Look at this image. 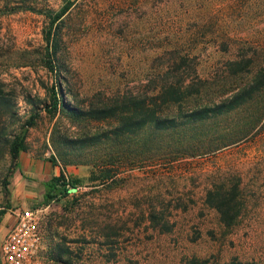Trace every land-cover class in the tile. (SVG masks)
<instances>
[{"label": "rangeland", "instance_id": "1", "mask_svg": "<svg viewBox=\"0 0 264 264\" xmlns=\"http://www.w3.org/2000/svg\"><path fill=\"white\" fill-rule=\"evenodd\" d=\"M35 1L54 12L72 5L61 24L55 73L44 66L48 20L31 11L0 16V81L22 116L30 109L26 95L49 103L47 92L57 84L65 104L82 108L152 97L164 85L201 86L182 102L186 110L224 100L264 76V0ZM229 62L249 65L234 75ZM255 98L203 125L144 129L82 148L63 140L102 135L114 121L78 123L41 112L18 166L0 161V212L11 219L13 212L41 210V264H62L50 259L57 245L70 251L72 264H264V89ZM178 112L173 104L160 109L161 116ZM37 162L81 184L43 205L51 170H38L42 182L22 170ZM104 171L111 178L100 181ZM237 178L244 208L225 228L205 195ZM4 235L0 228V247Z\"/></svg>", "mask_w": 264, "mask_h": 264}, {"label": "trees", "instance_id": "2", "mask_svg": "<svg viewBox=\"0 0 264 264\" xmlns=\"http://www.w3.org/2000/svg\"><path fill=\"white\" fill-rule=\"evenodd\" d=\"M10 1V2H9ZM2 3V4H1ZM0 16L10 15L19 11H31L42 14L48 20V30L44 34V40L47 44V58L44 66L51 72H56L58 63L57 53L60 48V30L61 24L71 8L72 2L66 3L58 12L44 9L37 1L26 0H0ZM16 4L15 6H10ZM57 62V63H56ZM249 64L241 65L240 62H229L230 74L242 72ZM57 83V82H56ZM60 84L48 90L50 102L26 95L24 101L30 106L25 116L20 115L17 97L5 89L0 81V161L8 158L12 165H17L20 154L28 151V133L36 126L41 112L49 116L61 113L71 118V120L81 122H105L114 121L115 126L102 135H84L76 141L63 142L72 147L82 148L95 146L102 142V139H120L134 137L144 129L158 133L175 131L180 127L201 124L226 116L227 114L241 108L245 104L256 99L255 97L264 89V76L259 73L254 79L246 85L239 88L230 97L206 105L194 104L186 110H182L181 104L190 95L200 94L201 86L193 88L192 86L183 87L181 84L164 85L159 92L152 97L144 96H124L122 98L112 99L106 103H90L84 108L75 105L65 104L61 96ZM176 105L178 115L176 117L161 116L160 109L165 105ZM111 178L109 171H104L100 175V181ZM81 184L78 179H71L60 173L52 177L43 184V205L59 198L66 197L71 190H75ZM240 179H230L220 185L214 186L208 190L205 195V204L213 209L219 215L221 224L225 228L233 227L239 219L244 203L240 194ZM4 212H0V225ZM158 223L155 222V227ZM164 227V226H163ZM162 231H169L165 226ZM50 259L57 263L72 264L68 259L70 251L57 245L50 249ZM207 261L191 259L187 264H207ZM225 264H243L233 259Z\"/></svg>", "mask_w": 264, "mask_h": 264}, {"label": "built area", "instance_id": "3", "mask_svg": "<svg viewBox=\"0 0 264 264\" xmlns=\"http://www.w3.org/2000/svg\"><path fill=\"white\" fill-rule=\"evenodd\" d=\"M41 223L40 209L29 208L19 212L1 243L0 264H41L44 261Z\"/></svg>", "mask_w": 264, "mask_h": 264}, {"label": "crops", "instance_id": "4", "mask_svg": "<svg viewBox=\"0 0 264 264\" xmlns=\"http://www.w3.org/2000/svg\"><path fill=\"white\" fill-rule=\"evenodd\" d=\"M21 155H22V153L20 154V157H22ZM20 157H19V159H20ZM44 163L45 164L42 163V165H43L42 167L43 168L42 167H39V162H37V164L36 163H32L29 167H25V168L23 167V169H22L23 170V174L24 175L30 174V175H32L30 177H33V178L36 176L37 177V180L42 182V181L45 180L46 176L43 175L39 179L40 176L37 175V172H38V170L40 172L41 171H45V167H46V171L49 172V170H51L50 172L52 174V177H55V176H58L59 175V171H58V168L59 167L58 166H53V169H52L51 163H47V162H44ZM48 177L50 179L52 178L50 176H48ZM49 178H48V180H50ZM13 213H14V215L11 217V219L10 218H6V216H5V218H2L1 225H0V228H2V236L4 235L5 232H6L5 235L7 234L8 230L13 226V224L16 221V218H17V215H18L19 212L18 213L13 212ZM5 235H4V237H5ZM45 242H46V236L44 234L43 243H42V250H41V253H42V257L43 258H45L43 255L46 252Z\"/></svg>", "mask_w": 264, "mask_h": 264}]
</instances>
